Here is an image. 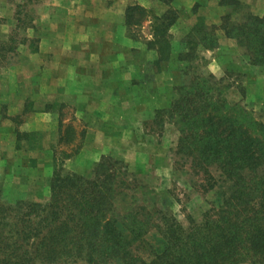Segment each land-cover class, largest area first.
<instances>
[{
    "label": "rangeland",
    "instance_id": "1",
    "mask_svg": "<svg viewBox=\"0 0 264 264\" xmlns=\"http://www.w3.org/2000/svg\"><path fill=\"white\" fill-rule=\"evenodd\" d=\"M52 2L0 0L4 200L45 202L53 178L65 173L89 176L98 161L111 157L126 180L115 200L120 212L146 208L172 214L185 226L200 221L219 197L206 174L177 153L179 131L164 108L182 82L212 73L231 81L228 97L242 101L264 122V68L252 64L244 48L221 28L223 16L231 23L248 12L264 15V0ZM135 3L147 11L139 24L126 21L127 7ZM200 25L215 31L213 48L194 38ZM158 36L169 42L168 59ZM108 73L112 84L102 81ZM72 78H79L76 84ZM109 90L117 93L116 102H109ZM97 96L108 100L95 101L97 115L85 117L77 110L78 104L85 106ZM46 113H54L55 119ZM57 118L59 128L49 127ZM211 170L218 178L219 172ZM146 239L156 251L165 247L156 228Z\"/></svg>",
    "mask_w": 264,
    "mask_h": 264
},
{
    "label": "trees",
    "instance_id": "2",
    "mask_svg": "<svg viewBox=\"0 0 264 264\" xmlns=\"http://www.w3.org/2000/svg\"><path fill=\"white\" fill-rule=\"evenodd\" d=\"M146 13L130 5L126 21L139 24ZM199 27L194 38L213 48L215 31ZM221 28L264 68V15L248 12L231 23L223 16ZM157 41L168 59L169 42ZM232 87L212 73L194 74L164 108L179 131L177 153L206 174L219 197L200 221L185 226L146 208L120 212L115 200L126 180L119 162L103 157L89 176L53 178L45 202L9 203L0 190V264H264V122L228 97ZM151 228L165 240L160 251L146 239Z\"/></svg>",
    "mask_w": 264,
    "mask_h": 264
},
{
    "label": "crops",
    "instance_id": "3",
    "mask_svg": "<svg viewBox=\"0 0 264 264\" xmlns=\"http://www.w3.org/2000/svg\"><path fill=\"white\" fill-rule=\"evenodd\" d=\"M56 1H58V0H54V2H52L51 4H54V3H56ZM132 5H137L136 3L135 4H132ZM138 5H140V4H138ZM142 6V5H141ZM129 7V6H128ZM127 7V8H128ZM143 7V6H142ZM78 20V19H77ZM134 46L133 45H131V47H130V50H132V48H133ZM110 65H111V69L112 68H115L116 67V61H115V64L113 65V63H110ZM129 66V64L127 63V67ZM81 75V74H80ZM108 75L109 76H107V78L106 79H104V80H102V81H106L107 83H109V84H112V82H111V80L113 79V75H111V73H108ZM81 76H83V74L81 75ZM116 78V77H115ZM77 79H79V78H76V82H77ZM81 80H82V82H84V81H86V77H85V75L82 77V78H80ZM96 80H97V78H95V82H96ZM71 81H72V83L73 84H76V82H75V78H72L71 79ZM98 81V80H97ZM86 83H90L89 81L88 82H86ZM101 85H104V84H101ZM115 85H117V84H115ZM72 89L73 88H71L70 89V92L72 91ZM75 93V92H74ZM117 93L116 94H113V92L112 91H110L109 90V102H116L117 101ZM89 100L91 101V103H87L85 106H83V105H79L78 104V106H77V110L78 111H80L81 112V114H85V117H87V116H89V115H97L98 114V112L100 111L99 109H98V107L96 106V102L95 101H100V100H102V101H108L107 99H104V98H102L101 99V97H99V96H97L96 97V99L95 98H90V99H88V102H89ZM74 105H75V103H74ZM110 105H111V107H113V105L110 103ZM76 106V105H75ZM82 108H85L86 109V111H83V110H81ZM92 109H93V111H92ZM89 113H92V114H89ZM32 115H35V113H32ZM46 115H47V117H49V116H51L52 115V119H55V117H56V115L54 114V113H46ZM80 117V116H79ZM49 119H51L50 117H49ZM58 119V118H57ZM65 121V120H64ZM63 121V122H64ZM49 124V127H53V128H59V124H60V122H59V119L56 121V122H54V123H48ZM47 124V125H48ZM88 133V132H87ZM89 134V133H88Z\"/></svg>",
    "mask_w": 264,
    "mask_h": 264
}]
</instances>
